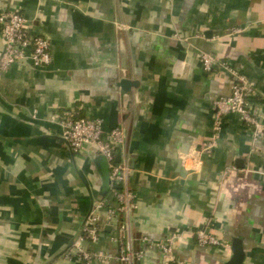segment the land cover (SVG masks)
Listing matches in <instances>:
<instances>
[{
    "label": "crops",
    "instance_id": "crops-1",
    "mask_svg": "<svg viewBox=\"0 0 264 264\" xmlns=\"http://www.w3.org/2000/svg\"><path fill=\"white\" fill-rule=\"evenodd\" d=\"M9 9L49 40L51 63L0 72V264H84L72 243L106 196L108 170L94 147L67 146L50 121L65 110L126 134L116 156L134 193L130 247L142 256L132 264H164L159 246L175 232L179 263L230 258V248L197 245L198 230L239 242L241 264H264V0H0V13ZM202 52L248 80L256 140L230 114L204 150L211 103L230 95L233 78L205 72ZM121 79L134 85L123 91ZM116 235L106 226L82 246L119 254Z\"/></svg>",
    "mask_w": 264,
    "mask_h": 264
},
{
    "label": "built area",
    "instance_id": "built-area-1",
    "mask_svg": "<svg viewBox=\"0 0 264 264\" xmlns=\"http://www.w3.org/2000/svg\"><path fill=\"white\" fill-rule=\"evenodd\" d=\"M232 33L238 34L240 30H233ZM0 35L3 40L0 72L23 62H30L34 68L45 67L51 63L49 40L33 35L30 32L28 20L19 10L9 9L0 13ZM200 63L205 72L222 68L228 70L233 78L230 95L217 97L211 103L213 134L204 150L210 152L213 149L224 118L230 114L238 115L245 124L253 127L254 140H256L259 125L248 107L247 99L253 93L248 80L242 74L228 68L225 62L208 53L200 54ZM50 121L59 126L63 140L74 154H81L86 148L92 146L104 159L108 170L106 196L93 201L82 235L72 243L75 256L84 264H101L110 261L132 264L134 259L142 256V252H133L130 247L128 217L133 207L134 193L129 183V170L126 162L123 159L118 160L116 156L125 144V132L121 127L104 131L99 119L85 118L76 110L56 112L51 116ZM120 218H124V221H120ZM106 226L116 227L118 237H113V240L120 247L119 254L89 251L82 246L83 240L97 242ZM126 235L127 243H123L122 238H126ZM193 235L197 245L201 247L230 248L229 244H223L204 230L195 231ZM178 238H181L180 232H175L159 246L164 264H182L177 262L173 255L172 246Z\"/></svg>",
    "mask_w": 264,
    "mask_h": 264
},
{
    "label": "water",
    "instance_id": "water-1",
    "mask_svg": "<svg viewBox=\"0 0 264 264\" xmlns=\"http://www.w3.org/2000/svg\"><path fill=\"white\" fill-rule=\"evenodd\" d=\"M117 85L123 91H128L129 88L134 84L128 79H121ZM178 172L180 174L181 179L186 174L183 168L181 167V161L178 162ZM230 250H231L230 258L226 260L223 264H241L244 258V252L239 242L237 241L232 242L230 246Z\"/></svg>",
    "mask_w": 264,
    "mask_h": 264
}]
</instances>
